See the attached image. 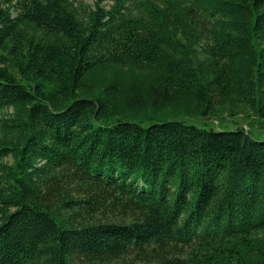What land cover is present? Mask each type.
<instances>
[{"label": "trees", "instance_id": "1", "mask_svg": "<svg viewBox=\"0 0 264 264\" xmlns=\"http://www.w3.org/2000/svg\"><path fill=\"white\" fill-rule=\"evenodd\" d=\"M0 264H264V0H1Z\"/></svg>", "mask_w": 264, "mask_h": 264}, {"label": "rangeland", "instance_id": "2", "mask_svg": "<svg viewBox=\"0 0 264 264\" xmlns=\"http://www.w3.org/2000/svg\"><path fill=\"white\" fill-rule=\"evenodd\" d=\"M77 5H81L83 8L85 6H94V3L96 0H75ZM1 2V0H0ZM227 107V106H226ZM238 114L234 118L230 117V109L229 107L223 109L221 111V121L224 123L225 126H227L229 129L234 128L237 126L243 127L245 129H248V123L250 120L254 118L253 113L248 110L246 107H244L242 104H239L238 107ZM251 118H250V115ZM158 120H186L189 123H196V124H202L205 120L202 118H194L190 116H186L184 114H176V113H165V112H157L155 115ZM133 121L138 122L139 118H132ZM215 124V127L218 126L217 120ZM254 133L257 134V132H260V129L258 127H252L251 128Z\"/></svg>", "mask_w": 264, "mask_h": 264}]
</instances>
